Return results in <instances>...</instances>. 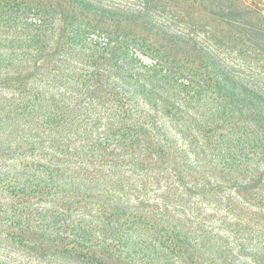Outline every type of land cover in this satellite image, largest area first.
<instances>
[{
  "label": "rangeland",
  "instance_id": "rangeland-1",
  "mask_svg": "<svg viewBox=\"0 0 264 264\" xmlns=\"http://www.w3.org/2000/svg\"><path fill=\"white\" fill-rule=\"evenodd\" d=\"M186 26L217 24L189 0H0V264H87L83 254L16 246L26 178L11 175L54 172L62 178L46 197L63 188L69 201H32L35 231L63 230L72 246L92 228L123 264H264V146L247 140L251 120L203 85L226 77L233 94L263 105L264 60L239 42L188 40ZM200 169L225 182L168 185ZM105 185L124 189L116 219L85 193Z\"/></svg>",
  "mask_w": 264,
  "mask_h": 264
},
{
  "label": "trees",
  "instance_id": "trees-1",
  "mask_svg": "<svg viewBox=\"0 0 264 264\" xmlns=\"http://www.w3.org/2000/svg\"><path fill=\"white\" fill-rule=\"evenodd\" d=\"M190 9L201 11L209 18L214 20V23L217 24L216 28H207V30H200L196 27L190 28V26H186V34L182 33L183 36H186L188 40L195 35L194 33H200L206 40L210 41V39H224L226 44L231 45L232 41L239 42L242 46H245L251 51L258 53L262 59L264 60V2L262 0H189ZM224 29L223 31H219ZM201 31V32H200ZM226 36V37H225ZM216 43V42H215ZM213 43V45L215 44ZM220 44V43H218ZM217 44V45H218ZM213 54V53H211ZM207 80V79H205ZM223 82V83H221ZM221 82H210L204 81L203 85L206 89H213L216 91L217 101L223 105L224 108H228V106L233 103L236 109V112L239 116L245 117V119H250L253 123L250 126L252 127V134L247 135V140H251V143H255V145L264 146V104L263 105H254L250 101L249 93L247 96L240 97L234 92V85L235 82H231L228 78L225 77ZM226 86L227 89H223ZM190 86L188 85V90L185 91L187 93L189 91ZM245 91V89H242ZM246 92V91H245ZM172 120V118H170ZM187 127H189L188 122H186ZM199 133L201 132L200 129L197 130ZM179 135L183 137L184 140L188 141V137L181 132ZM260 155V154H258ZM173 166H177L174 163ZM42 173V172H41ZM28 174V173H27ZM56 175L55 177L51 174L46 180H37L35 176L25 175V174H13L11 175L15 179H23L26 178L24 181L26 186L21 192L20 200L24 201L27 204V208H24V212H22L24 224L21 227L16 229L17 239L19 242L23 240L22 244H16L21 249H25L29 254H33L34 256H39V254H45L49 252H54L55 250H67L70 254H83L84 256H88L87 264H123L117 259L116 255L114 254V250L111 246H108L104 242V240H97L94 238V230L92 228L87 229L85 226H82V230L84 231L81 233L79 230L76 238L81 239V242H75L72 246H70L68 238H66V232L60 230L59 232L50 233L48 230H40L35 231L31 221H32V210L30 209L32 201H37L38 204H47L51 207H61L64 206V201H69V197L65 198V195H68L67 192L61 188L60 195H57L52 199L53 201H49L46 197L48 193L51 192V188L47 189V187H55L49 185L48 183H54L56 180L61 181V176L58 172H54ZM179 175V174H178ZM207 175L213 184H223L225 182V175L224 177L220 174L215 173H207L204 170L199 171V175L194 174L193 172H184L183 176H178L177 180L169 181L168 185H177L178 183L180 186L185 187L186 180L189 179L192 183H194V176H197L198 179H201L205 185H209L207 181H205L204 176ZM34 180L37 182V185H33L31 181ZM35 178V179H34ZM4 178L0 176V181ZM14 179V180H15ZM158 179V178H156ZM154 182V185L157 186V182ZM64 180V178H63ZM106 186V185H105ZM28 187V188H27ZM97 187V188H96ZM107 188H100L95 186L93 188H86L85 193L88 194H96V196H91V199H95L96 201L100 202V199H103L109 207H111L110 211L115 214L114 211H117L115 215L116 218L123 214V211L119 213L122 204H124L121 199L124 197V189L123 186H106ZM169 187L167 188V190ZM176 191V188L170 187L169 192L165 193L160 197L164 204L170 203L173 195L170 191ZM186 190V189H185ZM188 191V189L186 190ZM69 196L76 195L73 190H69ZM126 193V192H125ZM128 201L125 198L126 202ZM29 206V207H28ZM126 204L122 206L124 210ZM5 207H0L3 209ZM12 208V207H11ZM1 211V210H0ZM52 216L53 213L49 212ZM100 213V212H99ZM102 215V214H100ZM105 215V214H104ZM101 216L104 218L105 216ZM117 223V222H116ZM66 229L65 225H62ZM103 237H107L106 232H101ZM3 235L5 236L4 242L7 245H12L13 242L9 241L11 237L8 236L7 232H4ZM90 245V248H86L83 244ZM198 245L201 249L206 250L208 244L205 241L198 242ZM188 246V244H186ZM209 249V248H208ZM6 250V249H5ZM188 262L182 264H194L193 258L188 256L186 258ZM58 261L63 264H84L82 262L76 261L72 256L58 258Z\"/></svg>",
  "mask_w": 264,
  "mask_h": 264
}]
</instances>
